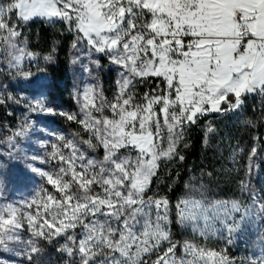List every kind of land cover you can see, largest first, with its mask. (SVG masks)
<instances>
[{"label": "snow or ice", "instance_id": "1", "mask_svg": "<svg viewBox=\"0 0 264 264\" xmlns=\"http://www.w3.org/2000/svg\"><path fill=\"white\" fill-rule=\"evenodd\" d=\"M34 20L63 23L72 47L83 50L82 71L99 70V55L115 66L118 89L111 101L96 85L79 90L77 120L50 106L38 85L29 109L77 120L89 138L58 136L49 154L54 172L28 165L53 191L41 187L23 205L0 204V250L18 247L28 264H52L44 245L54 241L64 264H236L227 248L173 240L174 208L177 224L202 240L217 224L226 245L234 233L250 230L240 264H264V194L248 181L240 188L250 204L208 200L202 192L196 198L192 191L171 205L151 191L160 162L184 159L178 146L202 117L239 116L249 97L261 101L264 115V0H0V67L29 80V62L38 57L23 29ZM42 59L51 62L53 54ZM149 79L155 87L138 95L137 85ZM27 130L9 138V157L16 158L15 140ZM98 147L102 158L88 154Z\"/></svg>", "mask_w": 264, "mask_h": 264}, {"label": "rangeland", "instance_id": "2", "mask_svg": "<svg viewBox=\"0 0 264 264\" xmlns=\"http://www.w3.org/2000/svg\"><path fill=\"white\" fill-rule=\"evenodd\" d=\"M35 21L38 24L43 21L45 24L51 25V33L54 37L51 38L48 47H30V50L38 57L36 61L29 62L30 67L27 70L32 73L30 80L19 75H11L9 70L0 67V99L5 100L4 104L12 101L16 109L15 122L10 136L0 142V204L11 202L23 205L24 201L30 200L41 187L53 191L51 186L46 185L44 179L37 173L32 172L28 165L54 172L57 162L50 159L49 154L52 151L50 147L52 144L61 143L57 140L58 136H64L70 140L74 139L77 142L89 138V133L77 122L81 115L80 104L77 103L79 90L96 85L102 91L104 97L111 101L118 89L116 81L119 79V75L115 66L99 55L96 57L101 64L99 70H95L91 76L82 71L83 50L79 46L77 48L72 47L73 37L63 23L44 20ZM27 28L28 24L23 29L26 40L27 35L30 34ZM63 45H66V52H63ZM50 53L53 54V60L45 62L42 57ZM78 56L81 57V61L73 63V60ZM2 63L3 61H0V64ZM156 83L155 80L149 79L147 82L137 85L138 95L150 92ZM38 85L44 86L43 91L48 97L47 103L50 106L55 108L57 112L63 111L76 115L77 120H68L60 115L32 112L29 109V104L34 102V98H39ZM213 120L212 116H208L201 125L197 123L186 130L184 139L178 146L180 155H183L190 145L198 124L205 133L214 131L216 121ZM70 123L75 124L76 127L72 128ZM24 126H27V134L16 138V149L14 151L16 158L13 159L8 155L12 151L9 147V138ZM262 130H264V127ZM256 144L252 148L256 150L255 156L250 157L251 149L244 158L240 156L241 149L237 145L230 144L229 153L223 164L225 178L231 175L230 178L235 179L231 191H228L229 194L218 187H208L197 181L187 187L185 196L181 197L179 201L187 198L190 192L195 191L196 198H199L202 192L208 200H239L242 204H250L251 201L248 200L247 194L241 192V180L248 181L253 192L264 194V140H261L260 144ZM45 145L48 147H45ZM82 147L87 148L86 145H82ZM64 151L68 150L65 149ZM87 151L90 156L102 158V148L98 147L95 151L87 149ZM32 156H37L38 159H30ZM177 161L180 160L161 161L160 166L168 168ZM249 165H251L252 171L250 175H247ZM238 170L243 172L239 181ZM24 210L31 211L27 208ZM179 229L182 231L183 242L193 241L213 250L227 248V254L236 258V264H240L241 258L249 254L246 245H249L250 248L253 239L252 232L245 229L239 235L234 233L233 243L226 245L225 236L219 224L216 225L215 234H211L206 240H202L198 232L192 231L190 227L179 225ZM21 235L24 240L29 238L27 226H25ZM44 247L46 249L45 259H50L52 264H64V260L61 259L62 253H58L52 245H44ZM18 251V247L11 252L0 250V264H28L24 256L17 254ZM152 259L154 260L155 257L153 256Z\"/></svg>", "mask_w": 264, "mask_h": 264}, {"label": "trees", "instance_id": "3", "mask_svg": "<svg viewBox=\"0 0 264 264\" xmlns=\"http://www.w3.org/2000/svg\"><path fill=\"white\" fill-rule=\"evenodd\" d=\"M52 26L43 21L35 20L28 23L30 34L27 41L31 48L48 47L53 34ZM69 36V35H67ZM58 37V36H57ZM62 44V43H61ZM59 47V46H58ZM66 52V45H63ZM61 67V65H60ZM15 106L13 102L0 105V142L6 140L12 131L15 122ZM216 121L214 131L205 133L200 125L208 116L202 117L194 130L190 145L185 150L181 161L170 165L168 168L160 166L157 175L153 178L152 193L157 197H165L171 205H175L186 194V189L193 182L200 181L208 187H218L229 194L235 179L230 176L225 178L223 172L224 159L229 153L230 144L237 145L240 156L246 157L256 143L264 140V115L261 114V101L249 97L244 110L237 116L236 113L225 115L210 114ZM251 121V124L247 123ZM71 124L75 128V124ZM242 170H238V181L241 179ZM200 184V183H199ZM231 197V196H229ZM172 217V238L178 243H183L182 231L175 218V209L170 213ZM56 242L52 246L56 249Z\"/></svg>", "mask_w": 264, "mask_h": 264}]
</instances>
